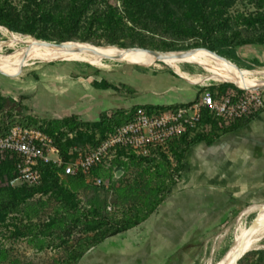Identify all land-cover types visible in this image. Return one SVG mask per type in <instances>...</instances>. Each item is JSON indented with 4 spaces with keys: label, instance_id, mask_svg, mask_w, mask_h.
<instances>
[{
    "label": "trees",
    "instance_id": "1",
    "mask_svg": "<svg viewBox=\"0 0 264 264\" xmlns=\"http://www.w3.org/2000/svg\"><path fill=\"white\" fill-rule=\"evenodd\" d=\"M18 1L20 7L13 6L10 0H0V27L39 41L75 42L68 44L81 47H92L87 44L91 43L97 47L117 46L159 52L206 49L239 69L253 70L256 65L260 66L258 61L250 64L240 58L238 48L264 45V0ZM246 3L252 7L251 12L232 13L235 6ZM5 28L0 29L8 32ZM197 52L209 55L203 50ZM90 84L98 91L119 90L106 80L90 79ZM207 90L221 96L246 93L232 83ZM183 105H141L132 108L130 113L102 114L95 122H81L78 117L69 116L39 125L25 118H13L12 112L22 110L20 102L0 93V113L4 115L0 138L7 136L15 126L41 130L60 149L63 159L70 161L97 148L117 128L132 121L138 108L154 113ZM262 112L264 108L226 126L222 120L203 111L200 126L168 143L166 150H159L149 157H138L127 150L117 149L113 159L102 160L89 176H66L63 169L40 163L37 170L42 176V184L37 187L11 186L10 182L19 174L20 158L16 153H0V228H11L9 235L3 237L14 240L50 237L52 246L63 253L54 264H80L86 253L139 227L157 213L182 179L185 158L191 147L201 142L212 144L220 128L223 134L238 130ZM81 150L84 152L79 153ZM107 163L115 166L113 178L118 171L126 173L133 168L141 171L134 180L124 182L123 177L124 180L119 179L110 184V188H105L103 182L97 180L103 181L101 170ZM89 177L91 180L87 182ZM113 190L118 191L119 196L111 195ZM37 195L40 197L34 202ZM50 202L58 203L60 207L54 215L43 220L42 210ZM27 204L28 209L24 208ZM35 206H39V210H34ZM50 241L39 249L49 247ZM12 257L9 248L0 252V261L4 264H12ZM239 264H264V250L246 254Z\"/></svg>",
    "mask_w": 264,
    "mask_h": 264
},
{
    "label": "rangeland",
    "instance_id": "2",
    "mask_svg": "<svg viewBox=\"0 0 264 264\" xmlns=\"http://www.w3.org/2000/svg\"><path fill=\"white\" fill-rule=\"evenodd\" d=\"M10 1L13 6H21L18 0ZM252 10L247 3L239 4L232 9V13L247 14ZM5 29L8 32H2L0 29V93L20 102L22 110L12 112L13 118H25L28 122H37L39 125L62 120L69 116H76L81 122H95L99 121L101 115L105 113L111 114L116 111L130 113L135 106H141L147 102L146 98L157 97L156 93L158 99H160L159 95L163 98L174 95L175 87H178L175 90L176 95L183 94L182 87L186 88L187 92L190 91L188 93L191 95H195L196 91L228 83L212 80L206 82L205 69L192 62L179 64L178 69L175 70L160 61L141 60L130 63L107 57L87 61L51 58L35 53V49L38 45L57 46V44L39 41L29 35L11 33L7 28ZM63 45L94 51L109 49L105 46L95 48L93 47L95 45L92 47ZM187 53L201 58L205 57L225 71H258L260 74L256 82L264 84V46L250 45L238 48V56L243 60L250 64H254L255 61L260 62V66L256 65L253 70L234 68L230 61L215 54L201 55L197 51ZM90 79L106 80L118 86L119 90H95L90 84ZM234 85L243 90L262 88L260 84L255 86ZM262 89L264 91V88ZM147 90H151L152 94H146ZM3 118L4 115L0 113V123ZM83 150L79 153L84 152ZM114 167L108 163L103 165L101 178L105 188H110V184L118 182L119 179L124 180L123 177H125L124 182L134 180L141 171L139 168H133L126 173L123 172L120 178H113ZM187 173V170H183L182 176ZM110 175L111 181H109ZM262 175L264 174L243 175L241 182H178L172 190L175 195L171 197L170 202L167 199L148 221L107 240L94 253L93 251L92 254L86 253L80 264H104L105 262L110 264L114 261L119 262L126 256L132 260L145 259L147 264H164L166 256L182 247H185L183 251L186 253L181 256L180 252H177L176 259H173L176 260V264H179V259H183L179 260L180 264H220L238 243L241 227L244 240L247 241L258 234L264 225V178ZM90 180V177L87 178V182ZM187 183L201 190H196V192L186 190L190 187ZM206 183L210 184L208 188H205ZM118 187L119 185H116V188ZM118 194L120 193L116 190L111 192V195L119 196ZM39 197L37 195L34 202ZM103 197L102 195L101 198ZM229 197L238 200V202L235 201L233 210L228 206ZM59 207L58 203H48L42 210V219L47 220L50 215L55 214ZM187 207L190 208L191 213L182 219ZM24 208L28 209V204ZM38 208L39 206H35L34 210ZM250 209L254 210L250 211ZM206 210L207 213L213 214L211 219L206 220L210 225L206 224L202 228L199 225L205 221L204 212ZM189 222L194 224L198 222L196 226L198 229L193 228L191 236H182L183 229ZM212 224L215 225L211 226ZM251 225H253V231L249 234L248 230ZM158 227L160 229L156 230ZM10 230V227L8 230L5 227L0 228V242H2L0 252L3 249H11L12 264H54L63 257L61 249L52 246L54 244L50 241V237L40 236L34 240L29 238L4 239L3 236H8ZM49 241L50 246L41 251L39 248ZM145 244H150L149 252L141 250ZM258 245L261 247L251 252L264 250V236L258 240ZM0 264L4 263L0 261Z\"/></svg>",
    "mask_w": 264,
    "mask_h": 264
},
{
    "label": "built area",
    "instance_id": "3",
    "mask_svg": "<svg viewBox=\"0 0 264 264\" xmlns=\"http://www.w3.org/2000/svg\"><path fill=\"white\" fill-rule=\"evenodd\" d=\"M243 91L246 93L241 96H221L204 89L198 99L175 109L150 113L138 108L132 121L117 128L97 148L70 161L63 159L60 149L41 130L15 126L7 136L0 138V153L12 152L20 158L18 177L10 185L40 186L42 176L37 170L40 163L53 164L63 169L66 176H89L102 160L113 159L117 149L127 150L138 157H149L159 150H166L167 144L174 139L197 129L203 111L222 120L226 126L259 113L264 108V91ZM97 182L102 181L98 179Z\"/></svg>",
    "mask_w": 264,
    "mask_h": 264
},
{
    "label": "crops",
    "instance_id": "4",
    "mask_svg": "<svg viewBox=\"0 0 264 264\" xmlns=\"http://www.w3.org/2000/svg\"><path fill=\"white\" fill-rule=\"evenodd\" d=\"M261 46L263 47L264 45ZM177 89L178 87H175L173 92L174 95L166 96L165 98L159 95L160 99H158V94L156 93L157 97L146 98L145 100H147V102L143 103V105L166 107L187 104L196 100L201 92L196 91L195 95H191L188 93L190 91L187 92V89L182 87L181 92H183V94L176 95L177 93H175V90ZM145 93L150 95L152 94V91L147 90ZM221 129L222 128L217 131L218 137L212 144L201 142L189 149L184 163V170H187L188 173L183 175V178L179 182H241L240 180L243 179V175L248 176V174L252 173L264 174V113H260L258 116L252 119L248 125L238 130L234 129L233 131H228L227 133L223 134ZM256 167L258 168L256 169ZM262 176L264 178V175ZM207 184L208 183H206L205 188H208L210 185ZM187 185L190 187L186 190H193L195 192L196 190H201V188L197 187L198 189H196V187L190 185L189 183H187ZM180 191L182 193L184 192V190ZM173 195L175 194L172 192L171 196L168 197V202H170ZM206 197H208L207 193ZM228 206H230L229 208H231V210L235 209L234 197H229ZM190 213V208L187 207L186 213L183 214L182 219H184L185 215ZM204 214H206L205 221L199 225L202 228L205 227L206 224L210 225V223H207L206 220L209 218L211 219V215L213 213H207L206 210ZM185 220L187 223L188 216L185 218ZM213 225L215 224H212L211 226ZM196 226H198V222L195 224L189 222L185 229H183L181 235L191 236L192 229H198ZM158 229L160 228L158 227L156 230ZM131 246L133 247V244ZM184 248L185 247L175 249L171 254L166 256L167 258L164 264H176V260L173 259H176L177 252H180L181 256L185 255L186 252L183 251ZM141 250H148L149 252L150 244H145L144 248ZM95 251L96 250H94L93 253ZM90 254H92V252ZM179 260L178 263L180 264ZM104 264L108 263L105 262ZM110 264L147 263L145 259L140 260V258H138L136 260H132V258H128L126 256L123 260H119V262L114 261Z\"/></svg>",
    "mask_w": 264,
    "mask_h": 264
},
{
    "label": "bare ground",
    "instance_id": "5",
    "mask_svg": "<svg viewBox=\"0 0 264 264\" xmlns=\"http://www.w3.org/2000/svg\"><path fill=\"white\" fill-rule=\"evenodd\" d=\"M95 48H98V47H95ZM203 51H206V50H203ZM206 52L210 55H214L212 53H209L208 51ZM35 53H40V54L46 55L51 58L80 59V60H86V61L91 60V59H97L99 57L100 58L107 57L111 59H116L117 61L121 60L125 62H130V63H134V62L141 61V60L143 61L147 60L145 62H159L160 61L175 70L178 69L179 64H182L184 62H192L205 69V71L207 72L206 82H208L209 80H212L215 82H228V83H234L236 85H242V86H255L256 84H260L259 86L264 88V84L256 82V78L260 74L258 71H254V72H247V71H240V70L225 71L221 67H219L218 64H214L210 62L205 57L201 58L197 55L188 54V53L166 54V55L158 56L157 54L146 52V51H141V50L123 51L119 49L109 48V49H101V50L94 51L93 49L87 50V49H81L78 47H73V46L71 47L67 45H62V46L38 45L35 49ZM216 58L218 59V57ZM259 88L260 87L247 89V90L259 89ZM254 209H250V211ZM263 236H264V225L258 234L253 236L251 239H248L247 241H245L244 240L245 237L243 236V229L241 227L240 233L238 234V243L232 248L230 253L226 256L224 260L221 261L220 264H236L238 256H241L248 251L258 249L261 247V245L260 246L258 245V240Z\"/></svg>",
    "mask_w": 264,
    "mask_h": 264
},
{
    "label": "water",
    "instance_id": "6",
    "mask_svg": "<svg viewBox=\"0 0 264 264\" xmlns=\"http://www.w3.org/2000/svg\"><path fill=\"white\" fill-rule=\"evenodd\" d=\"M0 28H2V27H0ZM12 33V32H11ZM68 43H75V42H64V43H60V44H57V46H60V45H63V44H68ZM81 43V42H80ZM82 44H86V43H82ZM93 46V45H92ZM95 47H97V46H95ZM106 48H119V47H117V46H105ZM120 49H122L123 51H128V50H141V51H146V52H150V53H154V54H157L158 56L159 55H166V54H182V53H187V52H196V51H199V50H206V49H189V50H180V51H174V52H159V51H150V50H145V49H141V48H135V49H123V48H120ZM206 51H208L209 53H212V54H215V55H218L217 53H215V52H211V51H209V50H206ZM219 56V55H218ZM223 58V57H222ZM225 59V58H224ZM232 63V62H231ZM232 65L234 66V64L232 63ZM234 68H236L235 66H234ZM177 74V73H176ZM178 75V74H177ZM178 76H180V75H178ZM180 77H182V78H184L183 76H180ZM237 87V86H236ZM238 88V87H237ZM253 90H262L263 91V89H253ZM123 174V171H118L117 172V174H116V178H120L121 177V175ZM264 210V209H263ZM257 219V218H256ZM255 221V220H254ZM253 225H251L250 226V228H249V230H248V233L250 234V232H252L253 231ZM254 250H256V249H254ZM251 251H253V250H251ZM251 251H248V252H246L245 254H243V255H241V256H238L237 258V261H236V264H239V261L247 254V253H249V252H251Z\"/></svg>",
    "mask_w": 264,
    "mask_h": 264
},
{
    "label": "flooded vegetation",
    "instance_id": "7",
    "mask_svg": "<svg viewBox=\"0 0 264 264\" xmlns=\"http://www.w3.org/2000/svg\"><path fill=\"white\" fill-rule=\"evenodd\" d=\"M236 202H238V200H235Z\"/></svg>",
    "mask_w": 264,
    "mask_h": 264
}]
</instances>
